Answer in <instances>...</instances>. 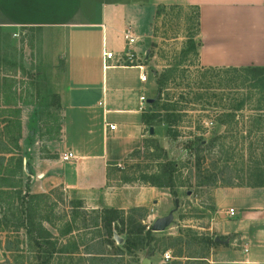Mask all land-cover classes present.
<instances>
[{
	"label": "rangeland",
	"instance_id": "obj_1",
	"mask_svg": "<svg viewBox=\"0 0 264 264\" xmlns=\"http://www.w3.org/2000/svg\"><path fill=\"white\" fill-rule=\"evenodd\" d=\"M156 11L137 44L142 50L125 62L146 66L145 94L152 100L157 97L152 77L155 86L156 79L160 85L159 101L148 105L145 114H154L149 122L153 133L147 135L138 153L132 152L120 167H115L111 182L127 189L149 185L148 181L163 184L164 163H175L172 188L176 196L159 186L169 195L149 201L148 207L140 210H124L146 226L169 211L172 221L163 230L152 231L154 239L143 249L129 254L115 251L99 246L103 230L95 226L93 212L99 209L93 210L60 185L39 184L31 158L39 150L43 156L52 155L46 145L50 139L58 140L61 119L58 110L46 107L45 81L50 73L44 61L55 56L56 48L59 54L66 49L57 38L45 52L38 31L2 30L0 156L4 159H0V184L9 187H2L4 192L0 194V264H140L144 257H149L151 264H207L198 260L208 257L212 250L201 238L211 235L207 227L216 211L213 190L227 187L229 182L248 187L264 175V73L206 68L199 62L197 9L166 4ZM2 92L8 97H1ZM6 99L11 106H3ZM236 99L243 101L242 109L233 116L222 115ZM24 102L40 105L25 112L12 107ZM161 107L173 108L178 115L173 127L178 135L174 139L158 122L165 113ZM14 140L18 141L17 148ZM211 141L214 144L208 148ZM18 158L22 160L21 171L16 167ZM22 209L31 217V228L43 244L41 249L21 226ZM232 248L242 249L240 245ZM150 250L153 254L149 256ZM164 253L171 255L169 261L164 260Z\"/></svg>",
	"mask_w": 264,
	"mask_h": 264
},
{
	"label": "crops",
	"instance_id": "obj_2",
	"mask_svg": "<svg viewBox=\"0 0 264 264\" xmlns=\"http://www.w3.org/2000/svg\"><path fill=\"white\" fill-rule=\"evenodd\" d=\"M166 4L198 9L201 65H264V0H0V31L31 29L42 33L45 52L57 38L66 49L59 54L56 48L55 56L44 61L50 73L46 107L58 110L61 119L58 140L46 145L52 155L43 156L39 150L31 158L39 184L60 185L92 209L148 207L149 201L169 195L156 186L127 189L111 182L115 167L153 133L143 118L152 100L145 94L148 75L141 81L138 67L119 60L124 48L121 33L131 26L142 38L157 7ZM136 45L133 49L139 54L142 49ZM104 46L114 53L105 60L108 67L102 58ZM152 85L156 92L153 77ZM5 103L11 106L9 100ZM37 105L12 107L25 112ZM67 152L75 157L64 161ZM212 196L216 211L206 237L220 243L201 260L264 264V187H216ZM229 208L235 216L228 215ZM235 245L242 249H233Z\"/></svg>",
	"mask_w": 264,
	"mask_h": 264
},
{
	"label": "trees",
	"instance_id": "obj_3",
	"mask_svg": "<svg viewBox=\"0 0 264 264\" xmlns=\"http://www.w3.org/2000/svg\"><path fill=\"white\" fill-rule=\"evenodd\" d=\"M196 24L198 25V28H199L198 9H197ZM206 68L213 69L215 67H206ZM216 68H226V69H231L233 71L244 69L246 73L248 74H250V72H253V73L258 72L259 74L264 73V67L256 66V65H250V66L248 65V66H240V67L228 66V67H216ZM260 81L263 82L262 77H260ZM262 84H264V82ZM156 91H157V97L150 102V105L155 104L159 101V95L161 92V88H160V85L158 84L157 79H156ZM233 102L234 103H232L230 107L227 108L229 111L226 113H222V115L225 114L224 116H231V115L233 116L235 112L239 111L244 106L243 101H240L238 99L233 100ZM56 105L58 106V104ZM161 108L165 113L164 115L160 116V119L158 120V122H161V124L165 126V131H166L167 136L174 139L178 135L176 129L173 128L174 125L177 123L178 115L174 113L173 108H167V107H161ZM145 114L147 113L146 112L144 113V116H143L144 121L149 124L154 114L148 115L147 117L145 116ZM214 141H211L209 143L208 148L213 146ZM14 142H15L14 147L17 148L18 141L14 140ZM198 143L202 144V139H199ZM139 151L140 149L133 151V153H138ZM0 159L3 160L4 157L0 156ZM16 167L18 171L22 170L21 158L17 159ZM174 172H175V163H170V161H167L166 163H164V169H163V175H166V181L163 182V184L155 183V182L151 183L149 181L148 183L149 185L156 186V187L165 186L169 189V192L171 195L176 196V192L172 188V180H173ZM226 186L234 187L236 185H233L232 183L229 182L227 183ZM247 186L248 187H264V175L260 177L259 181H256L253 184H250ZM2 187H9V186L0 184V194L4 192V189ZM33 196L35 195L33 194L30 195V197H33ZM23 204H20L21 208ZM142 208L133 207L132 210H140ZM93 210H97V209H93ZM21 212L23 214L21 226L24 228L27 235H29L34 245L38 249H41L43 244L41 242V239L39 238L40 236L37 235L35 231H33V229L31 228L33 224L30 219L31 217H29L27 212L24 211L23 209ZM93 212H95V216H94L95 226L103 230V235H102L103 237L100 241L101 243H99V246L105 245L106 247L113 248L115 251L126 252L129 254V253H134L136 252V250H141L144 247L150 245L151 241L154 239L151 225L146 226L138 222L134 217L126 215V212H124V210L115 209L113 207H104V208L99 209L98 211H93ZM2 218H4V216H2ZM40 226H41L40 228H42V225ZM114 236L120 237L122 239L120 242V245L115 244ZM201 239L207 242V244L210 246L220 243L216 241L215 239H213L212 237H204ZM99 254H102V252H100ZM152 254H153V251L150 250L148 252V255L150 256ZM51 256H52L51 252L47 254L48 259ZM40 257H44L42 256V253L40 254ZM198 261H204V260H198ZM166 264H187V263H182L181 261H170L169 263H166Z\"/></svg>",
	"mask_w": 264,
	"mask_h": 264
},
{
	"label": "built area",
	"instance_id": "obj_4",
	"mask_svg": "<svg viewBox=\"0 0 264 264\" xmlns=\"http://www.w3.org/2000/svg\"><path fill=\"white\" fill-rule=\"evenodd\" d=\"M121 38L123 41V51L122 53H119L118 58L119 60H123L124 64H127V60H130L136 55V51L133 49V46L136 45L139 42L138 36L135 34L133 28L131 26H127L121 33ZM114 57V53L112 51H108L106 47H103L102 50V58L104 61V67H108L105 63V60L112 59ZM127 65H135L140 70V80L145 81L147 78V71L146 66L144 64H127ZM144 97H140V100H143ZM109 129L114 130L115 125L109 124ZM75 156L72 152H67L62 156V160L67 161L73 159ZM228 215L235 216V211L233 208H229L227 211ZM244 251L247 252V249L244 248ZM171 258V255L169 253H164V260L168 261Z\"/></svg>",
	"mask_w": 264,
	"mask_h": 264
},
{
	"label": "water",
	"instance_id": "obj_5",
	"mask_svg": "<svg viewBox=\"0 0 264 264\" xmlns=\"http://www.w3.org/2000/svg\"><path fill=\"white\" fill-rule=\"evenodd\" d=\"M152 132V130H151ZM175 204L177 205L178 201L175 199ZM173 219V214L172 211H170L167 215L156 218L154 220V222L152 223L151 227H152V231H161L164 228H166V226H168V224L172 221ZM116 239H118V241L121 242V238L115 236ZM140 264H151V259L149 257H144L141 260Z\"/></svg>",
	"mask_w": 264,
	"mask_h": 264
}]
</instances>
